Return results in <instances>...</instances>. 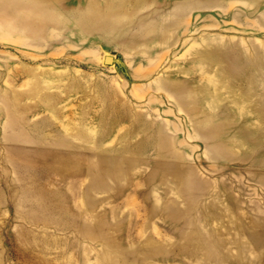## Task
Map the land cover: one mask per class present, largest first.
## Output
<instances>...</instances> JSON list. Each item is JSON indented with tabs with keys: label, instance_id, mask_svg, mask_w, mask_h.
Returning <instances> with one entry per match:
<instances>
[{
	"label": "rangeland",
	"instance_id": "374dc122",
	"mask_svg": "<svg viewBox=\"0 0 264 264\" xmlns=\"http://www.w3.org/2000/svg\"><path fill=\"white\" fill-rule=\"evenodd\" d=\"M0 264H264V0H0Z\"/></svg>",
	"mask_w": 264,
	"mask_h": 264
},
{
	"label": "water",
	"instance_id": "95a60500",
	"mask_svg": "<svg viewBox=\"0 0 264 264\" xmlns=\"http://www.w3.org/2000/svg\"><path fill=\"white\" fill-rule=\"evenodd\" d=\"M112 60H113L112 56H106L105 57L106 62H112Z\"/></svg>",
	"mask_w": 264,
	"mask_h": 264
}]
</instances>
